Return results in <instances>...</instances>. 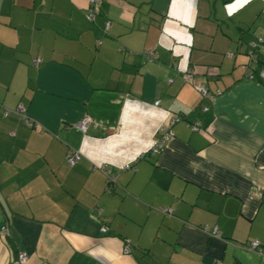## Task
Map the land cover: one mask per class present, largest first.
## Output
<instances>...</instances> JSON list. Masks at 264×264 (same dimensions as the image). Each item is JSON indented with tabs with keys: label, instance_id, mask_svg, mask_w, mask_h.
I'll return each instance as SVG.
<instances>
[{
	"label": "crops",
	"instance_id": "crops-1",
	"mask_svg": "<svg viewBox=\"0 0 264 264\" xmlns=\"http://www.w3.org/2000/svg\"><path fill=\"white\" fill-rule=\"evenodd\" d=\"M88 3L0 0V264H264V0Z\"/></svg>",
	"mask_w": 264,
	"mask_h": 264
},
{
	"label": "built area",
	"instance_id": "built-area-1",
	"mask_svg": "<svg viewBox=\"0 0 264 264\" xmlns=\"http://www.w3.org/2000/svg\"><path fill=\"white\" fill-rule=\"evenodd\" d=\"M89 1H90V4H89L88 10H87V17L91 18L93 16V13L96 12V10H97L96 6L100 2V0H89ZM252 45H253V47H256V48H259V47L264 48V36L259 37L255 42L252 43ZM252 53H253V51H250V55H252ZM147 54H148L147 55L148 57H152L153 52L148 51ZM38 61H39V58H36L34 60V64L37 65ZM191 74H192V69H189L186 71L185 75L187 77H189ZM246 75L249 78L258 77L259 79L264 80V67L261 68V70L256 73L255 71L251 70V66L250 67L246 66ZM198 89H199L200 93L204 96H210L211 95L209 93V91L206 89L204 83H202V82L198 83ZM157 102H158L157 100L154 101L155 104ZM203 109H206V107H203ZM175 119H177V116L174 114L170 119V124L173 123L175 121ZM89 120H90V117L85 115L80 120H78L75 123V125L78 128H80L82 131H85ZM162 128H163V133H162L158 143L155 146H153V148H152L153 151H157L159 148H161V146L163 145V141H165L172 134V131H171L169 126L163 125ZM191 129H193V130L198 129V123L197 122L192 123ZM78 155L79 154L77 152H72V153L67 154V156H66L67 164L68 165L73 164L74 161L78 158ZM127 166H128V164H125L123 167H127ZM107 177H108V180H113L114 174L107 173ZM165 210L168 211L169 209L166 208ZM249 246H250V248L258 249L261 251L263 250V248L259 247V242L257 240L251 241ZM129 250H130V248L126 247L123 249V252L126 253V252H129ZM23 257L24 256L21 255L15 262L20 263L21 260L23 259ZM215 264H219V263L216 262Z\"/></svg>",
	"mask_w": 264,
	"mask_h": 264
},
{
	"label": "trees",
	"instance_id": "trees-1",
	"mask_svg": "<svg viewBox=\"0 0 264 264\" xmlns=\"http://www.w3.org/2000/svg\"><path fill=\"white\" fill-rule=\"evenodd\" d=\"M88 4H90V1H89ZM88 7H89V5L87 6V8H86V10H85V12H84L86 15H87ZM96 7H97V6H96ZM96 11H97V10H96ZM255 49H257V48H256V47H253L252 49H250V50L248 51V55H250V51H253V53H252V55H251V56L253 57V56H254V50H255ZM252 57H250V58H252ZM33 63H34V61H33ZM246 66H249V67H250V65H249L248 63H246L244 67H246ZM263 67H264V66H263ZM263 67H262V68H263ZM252 68H253V67H252ZM252 68H251V70H252ZM252 71H254V70H252ZM245 72H246V68H245ZM263 81H264V80H263Z\"/></svg>",
	"mask_w": 264,
	"mask_h": 264
}]
</instances>
